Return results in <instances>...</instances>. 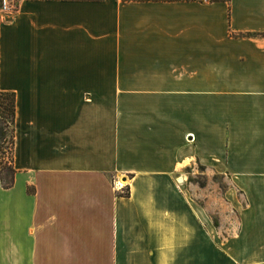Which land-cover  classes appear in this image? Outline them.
I'll use <instances>...</instances> for the list:
<instances>
[{"label":"crops","instance_id":"obj_1","mask_svg":"<svg viewBox=\"0 0 264 264\" xmlns=\"http://www.w3.org/2000/svg\"><path fill=\"white\" fill-rule=\"evenodd\" d=\"M6 2L0 264H264V0Z\"/></svg>","mask_w":264,"mask_h":264},{"label":"trees","instance_id":"obj_2","mask_svg":"<svg viewBox=\"0 0 264 264\" xmlns=\"http://www.w3.org/2000/svg\"><path fill=\"white\" fill-rule=\"evenodd\" d=\"M13 114V93L0 91V184L3 188H8L11 185L13 176V169L11 167ZM3 143H5L4 147L2 146ZM4 151L9 160L7 165L2 162ZM120 195L126 196L127 192Z\"/></svg>","mask_w":264,"mask_h":264},{"label":"rangeland","instance_id":"obj_3","mask_svg":"<svg viewBox=\"0 0 264 264\" xmlns=\"http://www.w3.org/2000/svg\"><path fill=\"white\" fill-rule=\"evenodd\" d=\"M2 146H5V143L2 144ZM8 156L5 153V151L2 154V162L7 165L8 163ZM190 175H187V181L190 182L194 187L196 186H202L204 181V175H203V169L201 166L196 165L194 166L193 171H190ZM210 179L213 181V183L207 185L205 189V199H210V202H216L215 205L219 206L220 201V194L221 189L224 187V181H222V175L218 174H209ZM120 180V179H119ZM123 181V180H122ZM125 181V180H124Z\"/></svg>","mask_w":264,"mask_h":264},{"label":"built area","instance_id":"obj_4","mask_svg":"<svg viewBox=\"0 0 264 264\" xmlns=\"http://www.w3.org/2000/svg\"><path fill=\"white\" fill-rule=\"evenodd\" d=\"M7 7H8V4H7L6 0H0V9H4ZM120 181H122V180L120 179ZM123 184H124V182L119 183V180L113 181L112 182V188L115 192H119L120 194H124L127 191L125 189V185H123Z\"/></svg>","mask_w":264,"mask_h":264},{"label":"bare ground","instance_id":"obj_5","mask_svg":"<svg viewBox=\"0 0 264 264\" xmlns=\"http://www.w3.org/2000/svg\"><path fill=\"white\" fill-rule=\"evenodd\" d=\"M120 182L122 183L123 181H120V180H119V183H120Z\"/></svg>","mask_w":264,"mask_h":264}]
</instances>
